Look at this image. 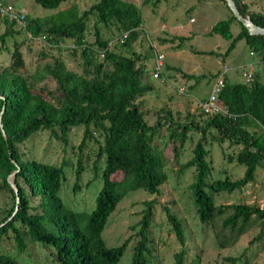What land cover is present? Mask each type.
I'll return each instance as SVG.
<instances>
[{
	"label": "trees",
	"instance_id": "1",
	"mask_svg": "<svg viewBox=\"0 0 264 264\" xmlns=\"http://www.w3.org/2000/svg\"><path fill=\"white\" fill-rule=\"evenodd\" d=\"M64 1L34 0L48 10L57 9ZM163 1L166 0H144L143 3L156 6ZM233 2L242 17L264 28L263 14L249 12L242 0ZM225 8L229 16L213 24L208 35L215 34L229 41L225 54L237 41L243 40L249 52L258 54L259 60L264 61V35H249L226 5ZM90 17L95 20L92 44L85 41ZM25 20L26 30L32 36L45 34L50 36L51 42L71 41L73 48L45 49L78 52L81 72H72L62 61L54 59L41 71L26 74L22 71L23 61L16 44L10 53L9 65L0 70V111L4 106L0 123L5 134L3 138L0 132V189L7 192L11 200L8 209L0 208V243L11 240L22 251L25 235L29 242L49 250L48 261L52 264H119L128 239L116 246L105 244L101 233L108 216L129 193L136 190L149 195L158 193L166 179L163 170L167 161L177 160L178 150L191 129L199 133V138L194 143L191 158L183 167L194 168L190 189L199 222L211 226L219 249L234 245L253 222L258 223L260 231L252 241L260 237L264 230V208L243 203L216 205L212 195L240 190L254 180L257 167L264 171V84L255 78L250 83H231L224 76L217 101L225 108L226 115L201 113L204 119L197 125L192 121L175 122L168 112L164 115L157 113L155 123L149 125L135 101L150 91V87L142 83L144 68L137 65L139 56L129 50L137 35L143 32L139 7L124 0H97L81 12L73 3L45 17L25 16ZM232 22L239 25L235 36L229 30ZM1 24L4 25L0 34V45L3 46L7 37L20 31L14 32L12 23L3 21ZM96 25L107 30L113 28L118 33L117 37L103 39ZM124 32L127 35L119 43L116 39ZM111 40L112 44L107 48ZM197 53L215 54L213 51ZM218 73L213 75V79ZM46 77L54 82L52 91L37 86ZM44 93H48L51 99L45 98ZM162 125L168 131L169 158L152 145ZM77 126L83 130L76 147L79 154L73 191L78 188L77 180L82 171L80 153L85 143L96 142L95 135L101 138L96 153V160L102 159L103 162L99 174L101 185L89 213L73 211L59 198V189L64 181L62 166L22 160L17 149L38 131H47L51 138L65 145L69 130ZM208 130L213 131L212 140L220 143L226 140L239 147L234 161L244 170L238 179L225 177L205 183L210 169L204 148ZM12 172H15L16 197L6 182ZM152 205L151 200L143 202L129 264H146L149 260L148 232L153 216ZM163 209L176 240L183 245L180 222L166 207ZM185 254V250L180 248L172 256L173 264H184ZM225 262L232 264L235 259L225 258ZM0 264L18 263L0 254Z\"/></svg>",
	"mask_w": 264,
	"mask_h": 264
},
{
	"label": "rangeland",
	"instance_id": "2",
	"mask_svg": "<svg viewBox=\"0 0 264 264\" xmlns=\"http://www.w3.org/2000/svg\"><path fill=\"white\" fill-rule=\"evenodd\" d=\"M20 10L27 17H45L58 10L75 3L78 11L87 9L97 0H66L60 3L55 10L41 8L34 0H2ZM135 4L140 9L141 28L136 39L131 43L129 50L139 56L137 65L144 68L142 83L150 87V91L136 99L135 104L143 113L144 121L153 125L157 113L164 115L168 112L172 120L178 123L192 121L200 125L204 116L199 112L197 103L206 98L213 84V75L222 72L224 67L225 78L231 82H242L241 72L251 66L257 80L264 84V61L259 55H249V47L243 40L234 44L232 50L225 54L228 40L218 35H208L210 28L216 22L229 16L225 2L220 0H166L156 6L143 3L144 0H124ZM249 12L264 15V0H242ZM95 20L90 17L86 24L85 41L92 44L93 25ZM99 27L98 25H96ZM163 27V28H161ZM16 27L13 31H17ZM230 33L235 36L239 25L232 22ZM4 25L0 23V34ZM103 39H115L117 32L112 29L99 27ZM175 38V39H171ZM177 38H182L178 40ZM18 45L23 61L22 71L31 74L41 71L45 64L52 60H60L65 67L77 74L81 72V58L78 52L68 49L56 51L46 50L30 43L23 33H13L0 45V70L9 65L10 53L13 45ZM163 57L161 79H153L151 70L153 53L151 46ZM199 51H213L214 55L199 54ZM191 75L192 77H189ZM199 78L198 81L195 78ZM38 87L44 86L48 91L54 89V82L46 77ZM182 89L181 94L178 90ZM44 97L51 99L48 93ZM83 128L73 127L69 130L66 144L51 138L47 131H38L31 135L22 144L17 146L22 160H35L55 166H62L64 181L59 189V198L69 209L76 212L89 213L94 205V198L100 188V170L102 159L96 160L98 144L101 138L95 135L96 142L89 141L80 153L82 171L77 180L78 188L73 191L74 170L78 154L76 147L81 140ZM213 131L205 134L204 148L207 150L206 161L209 174L205 183L209 184L217 179L227 177L235 180L241 177L243 166L235 163L234 156L238 146L228 141L217 142L212 140ZM168 131L162 125L153 138L152 145L170 157ZM199 138V133L191 129L186 134L185 142L178 150L177 160L167 161L164 173L165 182L159 187L157 194L149 195L143 190H136L126 195L117 204L115 210L108 216L101 237L107 246H116L128 239L119 264H129L132 246L137 238L138 222L144 201H153L152 220L148 232L149 260L146 264H173V254L180 248L186 252L184 264H231L225 258H233L232 264H264V230L258 239L252 241L260 231L257 222H253L245 234L238 241L225 249H219L215 243L213 229L210 225L199 222L192 202L190 184L193 181L194 168L183 167L192 156V148ZM36 200V198H34ZM216 205L243 203L264 208V171L257 167L254 171V180L240 190L231 193L221 192L212 195ZM11 205L10 196L0 189V208L8 209ZM174 215L181 225L183 245L176 240L171 226L167 221L165 210ZM24 249L19 251L11 240L0 243V254H5L16 260L18 264H52L48 261L49 250L39 244L29 242L23 235ZM251 241V243H250Z\"/></svg>",
	"mask_w": 264,
	"mask_h": 264
},
{
	"label": "built area",
	"instance_id": "3",
	"mask_svg": "<svg viewBox=\"0 0 264 264\" xmlns=\"http://www.w3.org/2000/svg\"><path fill=\"white\" fill-rule=\"evenodd\" d=\"M6 21L8 23H12L14 27H16L19 31L23 33V36L32 44L36 46H40L42 48H55V47H64V48H73V45L71 44V41L65 40L64 42H54L50 41V36H47L45 34H40L39 36H32L27 30H26V20L25 15L18 9H16L11 4L5 3L2 0H0V23ZM163 28V27H161ZM127 35V32L122 33L116 40L121 43ZM112 44V40L107 43V48L110 47ZM151 46V50L153 53V64H152V70H151V77L153 79H160V82L163 83L164 81L161 79V67L163 62V57L161 54L157 53L154 46ZM249 55H252L251 52H249ZM228 68L224 67L222 72H219L213 79V84L209 90V93L206 98L200 100L197 103V107L199 109V112L203 115H215V114H221L226 115L225 108L218 103L217 101V95L222 88L223 85V77L224 71H226ZM241 77L243 79L242 82L244 83H250L253 79V74L251 70V66H248L247 71L241 72ZM178 93L181 94L182 89L178 90Z\"/></svg>",
	"mask_w": 264,
	"mask_h": 264
},
{
	"label": "water",
	"instance_id": "4",
	"mask_svg": "<svg viewBox=\"0 0 264 264\" xmlns=\"http://www.w3.org/2000/svg\"><path fill=\"white\" fill-rule=\"evenodd\" d=\"M225 5L231 15L235 18V20L241 24L242 27H244L249 35H264V28L254 25L248 18L242 17L239 12L237 11L235 4L233 0H224ZM4 106L1 108L0 115L3 112ZM0 132L3 138H5V134L2 130V126L0 123ZM14 174L15 172H12L8 175L6 182L9 185L10 189L12 190L14 196L17 195V188L14 185ZM15 203H17V199L15 198ZM16 210V206L14 208V211Z\"/></svg>",
	"mask_w": 264,
	"mask_h": 264
},
{
	"label": "crops",
	"instance_id": "5",
	"mask_svg": "<svg viewBox=\"0 0 264 264\" xmlns=\"http://www.w3.org/2000/svg\"><path fill=\"white\" fill-rule=\"evenodd\" d=\"M251 70H252V69H251ZM252 74H253V78L257 79L255 73L252 72Z\"/></svg>",
	"mask_w": 264,
	"mask_h": 264
}]
</instances>
